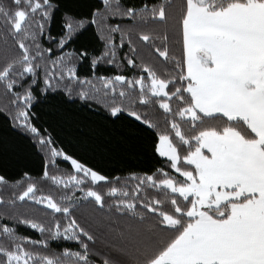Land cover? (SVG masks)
I'll list each match as a JSON object with an SVG mask.
<instances>
[{
  "label": "snow or ice",
  "instance_id": "obj_1",
  "mask_svg": "<svg viewBox=\"0 0 264 264\" xmlns=\"http://www.w3.org/2000/svg\"><path fill=\"white\" fill-rule=\"evenodd\" d=\"M0 97L8 131L44 155L19 194L24 178L0 175L13 189L0 264H264V0H0ZM77 100L126 118L167 170L109 178L53 147L43 106ZM60 157L71 173L56 174ZM60 241L76 247L53 251Z\"/></svg>",
  "mask_w": 264,
  "mask_h": 264
},
{
  "label": "trees",
  "instance_id": "obj_2",
  "mask_svg": "<svg viewBox=\"0 0 264 264\" xmlns=\"http://www.w3.org/2000/svg\"><path fill=\"white\" fill-rule=\"evenodd\" d=\"M67 3H76L78 0H66ZM82 2V0H79ZM95 3L96 0H90ZM115 21H110L114 23ZM51 34L55 36L58 31L57 23L50 25ZM95 34V26L80 38L81 41H93ZM116 42L119 43L118 35ZM102 42L98 36H95L94 46L100 47ZM47 42L44 47H50ZM78 47V45L70 46ZM124 51H127L125 48ZM99 55V53H96ZM120 55H123L121 53ZM89 72V66L82 63L79 66V74L83 76ZM97 75H126L132 76V72L126 67L121 66L117 69L114 65H101L97 70ZM7 101L0 97V106ZM44 112L41 113L40 124L42 128H46L51 134L55 143L53 147L63 149L66 155H70L79 162L84 163L94 170L100 171L101 174L109 178L120 176L126 177L131 172H144L154 170L155 168L165 167V158L159 157L158 154L152 156L146 153L142 147V141L132 139L131 133L135 131L134 127H127V119L117 121L112 124L106 120L103 105L96 106L93 101L91 106L77 100L76 104L68 105H44ZM36 111V109H33ZM162 115V110H159ZM126 126L121 127V123ZM146 133H141L145 135ZM33 141L27 136H17L7 129V122L4 115L0 114V175H4L9 182L19 181L24 178L27 173L33 180H39L44 170V155L32 147ZM97 144L107 149L103 154L91 151L85 145ZM57 167L61 170L56 174L71 173L70 162L63 161V158H57ZM165 170L167 168L165 167ZM52 170L50 169V172ZM27 179L24 183L15 189L16 193L23 191L27 185ZM40 186V185H38ZM13 189L5 191L0 188V196L8 199ZM41 193L38 192L37 195ZM44 195L48 194V188L45 186ZM78 195V193H77ZM4 208L0 206V212ZM9 226H15L18 235L28 236L32 239H40V235L25 225H13L9 222ZM50 247L53 251H62L63 248L75 249L76 245L72 242H52Z\"/></svg>",
  "mask_w": 264,
  "mask_h": 264
}]
</instances>
